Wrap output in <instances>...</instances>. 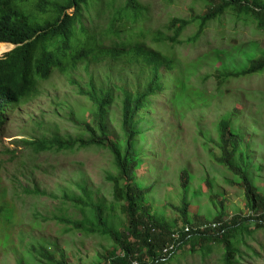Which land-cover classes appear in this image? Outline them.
<instances>
[{
	"label": "rangeland",
	"instance_id": "obj_1",
	"mask_svg": "<svg viewBox=\"0 0 264 264\" xmlns=\"http://www.w3.org/2000/svg\"><path fill=\"white\" fill-rule=\"evenodd\" d=\"M141 1L145 10L131 25L127 38L140 39L172 55L176 63L174 70L164 74V90L150 97L139 119L141 166L135 177L148 191L151 213L161 221L180 222L186 203L188 223L193 226L212 223L219 216L224 220L232 215L248 217L251 211L240 179L217 163L215 156L221 155L219 123L231 120L234 131L244 139L235 159L264 196V73L228 81L218 75L227 70V62L234 72L247 68L250 53L264 52V33L250 21L228 13L192 42L198 29L195 16L207 8L203 0ZM125 2L99 0L84 8L89 32L98 35L106 46L117 43L116 37L106 33L115 11ZM174 17L193 23L179 37L181 43L171 45L164 37L174 34L168 26ZM158 34L164 39L156 41ZM2 44L0 57L13 49V44L5 43L9 44L6 50ZM143 63L124 67V63L107 56L88 70L80 67L62 73L56 69L50 79L40 81L37 93L9 111L10 119L0 131V185L10 187V197L19 207L23 222L14 230L13 245L8 250L0 249V264H19L32 244L55 243L69 264H100V255L113 248L108 237L47 221L53 217L83 221L89 209L67 200L86 201L83 189L96 203L103 202L108 208L115 203L110 178H116L118 171L111 152L98 148L37 152L26 141L56 135L65 140L88 138L82 125L90 118L94 103L82 96L79 88L92 83L114 91L115 101L106 122L108 132L120 141L123 93L115 84L124 82L122 76L135 83V72L144 67ZM21 182L30 191L38 188L56 198L26 193L20 186L15 187ZM116 208L109 224L124 230L126 219ZM251 218L247 223L252 227ZM242 239L239 264H264V229L244 234ZM223 256L224 248L217 242L207 243L205 249L187 244L167 264H223ZM36 262L30 260L31 264Z\"/></svg>",
	"mask_w": 264,
	"mask_h": 264
},
{
	"label": "trees",
	"instance_id": "obj_2",
	"mask_svg": "<svg viewBox=\"0 0 264 264\" xmlns=\"http://www.w3.org/2000/svg\"><path fill=\"white\" fill-rule=\"evenodd\" d=\"M98 1L0 0V43H3L2 48L5 50L9 46L5 43L17 45L0 58V131L9 121V111L13 106H18L37 93L39 79H50L56 69L62 73H71L80 67L88 70L93 63H102L107 56L124 63V67L144 61V67L138 73L135 72V83L122 76L124 82L115 84L123 93V135L120 141L108 132L106 122L108 110L115 101L114 91L111 88H98L94 83L79 88L81 95L94 103L90 118L84 119L82 125L88 138L84 136L65 140L56 135L45 140L26 141L37 152L75 148L105 149L111 152L118 171L116 178H110L114 183L115 203L109 208L103 202L92 201L88 191L83 189L86 201L67 198L72 204L89 209L83 221L61 217H53L47 221H55L86 234H100L110 238L114 246L100 255V264H167L179 250L184 251L187 244L205 249L209 242H217L223 246V264H239V244L243 235L264 229V196L257 192L246 170L235 159L244 139L234 131L231 120L222 119L219 123L221 155L215 156V161L240 179L251 211L248 217L232 215L224 220V217L219 216L213 222L220 223V227L192 230V234H187V226L194 228L201 224L193 226L188 223L186 203L181 209L183 217L180 222L169 223L154 216L147 201L148 191L137 183L135 177L141 166L138 139L142 132L139 129V119L141 121L142 112L147 108L150 97L164 90V74L174 70L176 63L172 55L164 54L140 39L127 38L131 25L139 20L145 10L141 0H126L123 6L117 8L114 21L106 33L112 34L111 38L116 37L117 43L106 46L98 35L89 32L84 22V8ZM203 1L207 8L201 15L195 16L194 22L198 29L192 42L199 39L211 23L221 20L228 13L238 20L250 21L258 31L264 33V0ZM71 9L75 11L69 12ZM192 23L193 20L174 17L168 25L169 29L174 30V34L164 38L171 45L181 43L179 37ZM164 38L158 34L155 40L161 41ZM250 56L247 68L234 72L229 69L227 62L224 68L229 71H220L218 77L222 81H228L264 73V52L259 55L256 51V54L253 52ZM17 185L26 193L48 196L51 200L56 198L38 188L30 191L22 182L15 187ZM211 199L217 205L214 195ZM116 207H119L120 214L126 219L127 227L124 230L109 224L112 223L111 217L116 212ZM105 211H109V214L105 215ZM249 217H252L251 221L254 223L252 227L247 223ZM20 222H23L21 211L10 197V187L0 185V249L8 250L13 245L12 236ZM173 233L181 236L175 238ZM172 243L175 247L166 252V247ZM32 259L37 261L35 264H69L65 253L55 243L32 244L19 264H31Z\"/></svg>",
	"mask_w": 264,
	"mask_h": 264
},
{
	"label": "built area",
	"instance_id": "obj_3",
	"mask_svg": "<svg viewBox=\"0 0 264 264\" xmlns=\"http://www.w3.org/2000/svg\"><path fill=\"white\" fill-rule=\"evenodd\" d=\"M220 225H221L220 223H207V224H203V225L199 226L198 228H191L190 226H187L185 228V233H187V234L190 233L192 231V229H196V230L197 229H199V230H205V229H208V228L215 229V228L220 227ZM172 235L175 238H179L181 236V234H176V233H174ZM174 247H175V244L172 243L171 245H169L168 247H166L165 251H169L170 249H173Z\"/></svg>",
	"mask_w": 264,
	"mask_h": 264
},
{
	"label": "clouds",
	"instance_id": "obj_4",
	"mask_svg": "<svg viewBox=\"0 0 264 264\" xmlns=\"http://www.w3.org/2000/svg\"><path fill=\"white\" fill-rule=\"evenodd\" d=\"M1 44V43H0ZM9 44H12V43H9ZM15 47H17V45L16 44H13V49L15 48ZM13 49H11V50H13ZM10 50V51H11ZM9 51V52H10ZM8 53V52H7ZM1 58V57H0ZM43 79H39V83H40V81H42ZM39 83H38V85H39ZM14 107V106H13ZM212 223H215V222H212ZM203 224H207V223H203ZM203 224H201V225H203ZM201 225H199V226H201ZM199 226H196V227H194V228H198ZM192 230H196V229H192ZM197 230H199V229H197ZM174 234V233H173ZM188 234H192V231L190 232V233H188ZM173 236V235H172ZM167 252V251H166Z\"/></svg>",
	"mask_w": 264,
	"mask_h": 264
}]
</instances>
